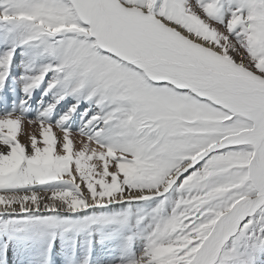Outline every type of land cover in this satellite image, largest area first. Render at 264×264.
Instances as JSON below:
<instances>
[{
  "label": "snow or ice",
  "instance_id": "snow-or-ice-1",
  "mask_svg": "<svg viewBox=\"0 0 264 264\" xmlns=\"http://www.w3.org/2000/svg\"><path fill=\"white\" fill-rule=\"evenodd\" d=\"M0 264H264V0H0Z\"/></svg>",
  "mask_w": 264,
  "mask_h": 264
}]
</instances>
